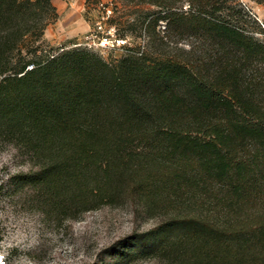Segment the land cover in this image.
<instances>
[{"label":"trees","instance_id":"1","mask_svg":"<svg viewBox=\"0 0 264 264\" xmlns=\"http://www.w3.org/2000/svg\"><path fill=\"white\" fill-rule=\"evenodd\" d=\"M129 1L158 7L138 23L164 20L168 50L45 58L53 0H0V139L32 165L12 184L55 223L129 201L161 216L129 261L264 264V43L235 0Z\"/></svg>","mask_w":264,"mask_h":264},{"label":"rangeland","instance_id":"2","mask_svg":"<svg viewBox=\"0 0 264 264\" xmlns=\"http://www.w3.org/2000/svg\"><path fill=\"white\" fill-rule=\"evenodd\" d=\"M53 4L58 16L50 19L38 42V55L45 58L76 49L94 52L108 60L119 58L131 46H141L149 52L168 50L158 39L159 35L170 41L164 20L147 29L138 23L139 16L158 9L155 5L129 0H53ZM65 4L77 7L90 24L89 31L73 37H63L56 29L51 36L48 34L59 21V7ZM188 7L187 3L184 9ZM232 8L233 13L243 8L241 12L246 16L242 27L264 43V0H235ZM119 29L127 35L121 37ZM154 32L157 41L152 44ZM106 38L107 45H102ZM204 42V38H185L179 45L190 49L192 44ZM32 67L31 63L28 69ZM31 168L26 155L12 142L0 139V264H163L153 257L123 259L127 246L145 232L156 229L163 220L161 216L148 215L141 203L129 201L55 223L41 214L42 207L31 197L30 190H18L12 184L13 175Z\"/></svg>","mask_w":264,"mask_h":264},{"label":"crops","instance_id":"3","mask_svg":"<svg viewBox=\"0 0 264 264\" xmlns=\"http://www.w3.org/2000/svg\"><path fill=\"white\" fill-rule=\"evenodd\" d=\"M59 14V21L53 26L50 33L47 31L50 36L54 34L55 29L61 31L63 37H73L84 34L91 28L89 22L82 14H79L76 6L71 7L69 4H65L59 7Z\"/></svg>","mask_w":264,"mask_h":264},{"label":"built area","instance_id":"4","mask_svg":"<svg viewBox=\"0 0 264 264\" xmlns=\"http://www.w3.org/2000/svg\"><path fill=\"white\" fill-rule=\"evenodd\" d=\"M100 28H102V25L100 24V26H99ZM108 38H106V40H103L102 42H101V44L102 45H107V43H108ZM117 41H120V40H117Z\"/></svg>","mask_w":264,"mask_h":264}]
</instances>
